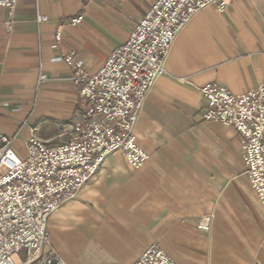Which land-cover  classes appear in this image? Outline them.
<instances>
[{"label": "crops", "instance_id": "1", "mask_svg": "<svg viewBox=\"0 0 264 264\" xmlns=\"http://www.w3.org/2000/svg\"><path fill=\"white\" fill-rule=\"evenodd\" d=\"M156 1L19 0L9 31L0 9V132L19 158L30 136L60 146L83 120L65 56L95 74ZM208 85L234 96L264 87V0H230L224 14L208 7L181 30L135 128L148 161L134 170L108 155L50 216L45 253L65 264H134L156 244L177 264H264V211L237 132L203 120ZM13 261L24 264V253Z\"/></svg>", "mask_w": 264, "mask_h": 264}, {"label": "built area", "instance_id": "2", "mask_svg": "<svg viewBox=\"0 0 264 264\" xmlns=\"http://www.w3.org/2000/svg\"><path fill=\"white\" fill-rule=\"evenodd\" d=\"M18 2L0 0L7 31ZM229 4L230 0H157L95 74H89L82 61L65 56L69 81L85 107L69 142L48 147L30 136L25 156L19 158L11 150L12 140L0 132V264H15L13 256L20 252L24 264H65L57 252H44L50 216L78 197L108 155L119 153L134 170L143 168L148 154L136 143L135 128L145 100L165 74L177 35L202 10L214 7L224 14ZM37 21L46 18L38 16ZM79 24L80 19H74L70 26ZM45 80L40 74L39 81ZM199 92L206 102L203 120L237 132L245 176L264 211V87L239 96L218 85L203 86ZM197 229L207 232L208 219ZM134 264L177 263L152 244Z\"/></svg>", "mask_w": 264, "mask_h": 264}]
</instances>
